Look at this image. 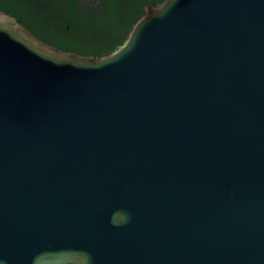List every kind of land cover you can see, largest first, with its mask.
<instances>
[{"label":"water","instance_id":"water-1","mask_svg":"<svg viewBox=\"0 0 264 264\" xmlns=\"http://www.w3.org/2000/svg\"><path fill=\"white\" fill-rule=\"evenodd\" d=\"M0 264H264V0H163L97 58L0 10Z\"/></svg>","mask_w":264,"mask_h":264},{"label":"trees","instance_id":"trees-1","mask_svg":"<svg viewBox=\"0 0 264 264\" xmlns=\"http://www.w3.org/2000/svg\"><path fill=\"white\" fill-rule=\"evenodd\" d=\"M163 0H0V10L62 51L97 58L123 45L144 8Z\"/></svg>","mask_w":264,"mask_h":264}]
</instances>
